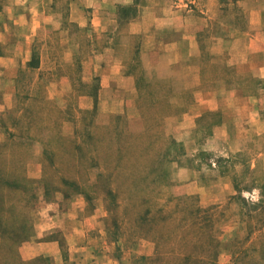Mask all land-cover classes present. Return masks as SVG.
Listing matches in <instances>:
<instances>
[{
  "label": "rangeland",
  "instance_id": "1",
  "mask_svg": "<svg viewBox=\"0 0 264 264\" xmlns=\"http://www.w3.org/2000/svg\"><path fill=\"white\" fill-rule=\"evenodd\" d=\"M142 1L98 30L71 0L41 1L36 22L21 20L25 0H0V264H56L23 253L45 201L78 213L102 264H264V79L237 71L264 52V0H221L211 14L174 0L173 20L206 24L184 61L163 32L151 45L125 29L120 15L136 18ZM228 19L253 36L226 44ZM243 81L263 121L245 141L241 127L221 130L222 110L204 109L210 89L241 102ZM197 96L207 102L195 107ZM49 238L68 255L61 232Z\"/></svg>",
  "mask_w": 264,
  "mask_h": 264
},
{
  "label": "crops",
  "instance_id": "2",
  "mask_svg": "<svg viewBox=\"0 0 264 264\" xmlns=\"http://www.w3.org/2000/svg\"><path fill=\"white\" fill-rule=\"evenodd\" d=\"M41 1L43 2V0H37V4H33L32 0H30V4L28 5V0L27 2L25 0L23 4L21 3V6L17 7L18 13L21 16V20L23 21L25 19V22H27V18L24 17V14H26L27 12H33V22H36V20L41 21ZM135 1L137 0H71V11L76 16L79 15L81 17L80 22L82 24H92L93 27L98 30H108L109 28H111V25L115 23V19L111 18L109 12L111 10H114L115 12L120 6L135 7L137 5L136 3H134ZM259 1L262 2V0ZM142 2L143 4L141 5L143 6L140 5L141 9L139 12V16H137L136 18L128 21L126 17L120 15L125 25H127L125 29L134 34H136L137 32H145L148 38L147 42L151 45L156 44L159 40L164 41L157 35L160 33V31L161 33L163 32L162 38H165L167 41V45L175 50L178 59H182L183 61L186 54L185 51L187 49L185 43L194 45L192 46V52H196V46L199 45L197 41V32H201V30H203L206 25L205 23L201 22L199 17L197 18L198 20L195 19L193 22L186 20L187 18L185 19V17H181L179 21L173 20V18L177 14H180L181 11L183 12V8H181V6L180 8L177 7L174 3V0H143ZM202 2V0H199V4L196 5L199 10L207 12L209 14L221 12V0H207L205 2L206 8L202 6ZM251 23L253 25V28H258V21L256 19L253 21L251 20ZM224 25L226 29L230 30V32L226 33V36H223L225 37L224 39H226L224 41L226 44L235 46L237 44V36H239V34H242L243 36H245V38H250V35L253 36V34L246 29L251 28V25L247 26L246 28L243 26L238 27L233 19L226 20ZM36 26L38 27L39 24L33 25V27ZM238 28L243 31L240 30L241 32H238ZM186 29H191L192 33L187 34L185 32ZM151 30L152 32L154 31L155 34L149 33L148 35V32H150ZM177 30H180L181 34L180 32L179 34H177ZM169 31H171V33L175 32L177 34L176 38L167 36L169 34ZM192 34H194L193 37L189 36ZM254 36L259 37L258 34H254ZM187 37H189L188 40ZM251 43L252 39L249 45H251ZM258 43L260 42H256V44ZM110 51L114 52V50L112 49H110ZM261 52H252L248 54L249 59H247L246 57L242 60L243 68L241 70H237L239 72V75L251 77L246 78V80H251L253 77L264 79V52ZM190 55L194 54H188L187 52L186 57L189 58ZM2 61L4 60L0 58V62ZM2 75L6 76L10 74H8V72H6L5 70L2 72ZM241 84H243V89H240L245 93V95H242L239 98L241 102L228 103L227 101L223 100V97L219 96V92L213 91L215 89H210V95L206 97L210 99L211 104H209V106L205 105L204 109H210L212 111L222 110L225 113V116L223 121L224 123L220 126L224 125L225 128L222 127L221 130L231 132L233 129V125H235L239 129L241 127V131H243L244 129L247 131L241 136L242 140L245 141L248 139L247 135H249L250 129H254L258 125L262 124L263 121H261L257 115V108H259V105L256 104V101L260 100L256 99L254 96H251L249 89L250 87L244 86L245 84L248 85L246 81H243ZM260 91H264V88H262ZM195 92L196 94H198V92L202 93L203 91L201 89H197ZM196 100L197 101L195 102V107L200 103L205 104L207 102L206 99L203 101L198 96ZM199 109H202V107L200 106ZM256 110L257 112L253 113ZM223 139L227 140L228 138L223 137ZM45 202V210L39 216L40 218L35 224V235L38 240L34 243H29L24 246V256L28 259L37 258L40 256H50L51 259L56 262V264H102L103 255H99L98 253H96V248L86 241L87 229H85V226L83 227L81 225L82 221H79L78 213L74 214L71 211L73 208L69 207V216L67 215L63 217L64 215L62 214L63 208L61 202ZM70 202L73 204L75 203L73 200L69 201V203ZM70 205L71 204H69V206ZM84 218L86 217L84 216ZM88 220L89 219L86 218V222ZM58 231L61 232V234H63L67 239V243L69 245L67 256H64L63 254V247L61 246V242L56 238H49V236L55 234Z\"/></svg>",
  "mask_w": 264,
  "mask_h": 264
}]
</instances>
